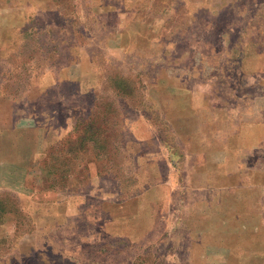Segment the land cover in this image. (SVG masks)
Masks as SVG:
<instances>
[{
	"label": "crops",
	"instance_id": "crops-1",
	"mask_svg": "<svg viewBox=\"0 0 264 264\" xmlns=\"http://www.w3.org/2000/svg\"><path fill=\"white\" fill-rule=\"evenodd\" d=\"M204 26L159 75L172 142L134 136L130 183L94 167L59 189L45 161L84 114L98 55L145 58L143 20L130 0H0V189L31 220L0 264H264V0Z\"/></svg>",
	"mask_w": 264,
	"mask_h": 264
},
{
	"label": "rangeland",
	"instance_id": "rangeland-1",
	"mask_svg": "<svg viewBox=\"0 0 264 264\" xmlns=\"http://www.w3.org/2000/svg\"><path fill=\"white\" fill-rule=\"evenodd\" d=\"M237 1L130 0L136 16L143 20L144 40L147 38L149 43L147 49L135 44V57L144 51L145 58L110 61L104 54H97L102 75L87 79L92 92L85 99V112L51 151L45 161L48 171L41 180L46 179L55 188L75 190L87 181L89 170L94 167L101 176H114L125 183L131 182L132 175L135 179L134 155L143 153L145 145L134 136L150 135L169 145L174 128L179 127L163 123L164 110L157 107L163 98L160 86L165 78L159 76L161 69L166 64L171 69L176 67L171 61L175 44L186 47L189 39L204 37L208 17H220L222 5ZM219 36L218 31L214 37ZM169 112L173 110H166ZM143 117L147 124H142ZM14 198L12 193L0 189V260L11 255L31 225L28 214Z\"/></svg>",
	"mask_w": 264,
	"mask_h": 264
}]
</instances>
